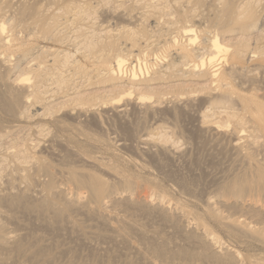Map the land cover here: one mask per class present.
<instances>
[{
	"label": "rangeland",
	"instance_id": "374dc122",
	"mask_svg": "<svg viewBox=\"0 0 264 264\" xmlns=\"http://www.w3.org/2000/svg\"><path fill=\"white\" fill-rule=\"evenodd\" d=\"M115 1L0 0L12 13L32 15L17 26L23 50L5 56L21 67L11 73L0 68V264H203L153 255L140 235L174 251L188 247L189 241L170 222L120 200L128 197L146 199L153 207L161 203L178 217L183 233L207 239L206 229L215 239L209 246L219 255L230 252L239 264H263L264 242L229 224L246 217L264 229L259 219L264 217V194L258 200L259 193L248 189L239 197L224 193L253 173L246 161L264 167V132L257 129L259 115L251 111L255 106L264 111V0L248 7L243 6L248 0H224L233 8L231 18L221 13L219 0H163L171 13L159 18L151 17L153 8L142 0H127L123 6ZM217 18L223 23L214 29ZM232 20L243 30L232 28ZM186 26L201 32L197 45L216 35L245 52L242 74L226 78L229 94L212 90L208 81L186 73L174 59L175 50H187V39L176 34ZM167 28L171 36H179L176 44L164 43L171 37ZM135 38L141 42L133 52L138 56L130 55L118 80L110 79L107 70L117 71L113 56L127 54V42ZM189 59L194 60L191 53ZM218 68L223 75L225 63ZM21 69L31 78L39 70L43 78L32 80L29 104H15L10 112L7 106L14 97L7 90L17 85ZM133 72L137 78L130 81ZM213 124L229 137L217 136ZM229 143L240 145L238 157L225 150ZM36 160L53 167L59 177L54 185L48 186L47 174H37L32 166ZM114 172L126 181L116 180ZM69 173L73 178L62 180ZM87 174L115 190V199L104 200L107 223L142 247L143 256L108 238L110 231L99 217L70 209L71 203L92 201L80 182ZM28 175L35 180L29 186L21 179ZM23 194L31 197L30 210L8 201ZM47 199L69 203V215L80 226L38 213L34 206ZM35 240L52 254L51 263L24 260L12 251L16 243L24 247Z\"/></svg>",
	"mask_w": 264,
	"mask_h": 264
},
{
	"label": "bare ground",
	"instance_id": "6f19581e",
	"mask_svg": "<svg viewBox=\"0 0 264 264\" xmlns=\"http://www.w3.org/2000/svg\"><path fill=\"white\" fill-rule=\"evenodd\" d=\"M126 1L127 0H116L115 2L123 6L126 4ZM139 1L141 2V0ZM142 2H143V5H149L151 9L153 8V10H151V13H150L151 17L154 16L155 18L157 17L159 18L162 15L164 17V15H169V13H171L170 11H168L167 7L164 5L163 0H142ZM219 3L223 7V9L221 10V13H223L224 15L226 14L227 16L231 18L234 13L232 6L229 3H225L224 0H219ZM259 3H261L260 0H248V2L244 4L243 6L244 7L253 6V5L256 6ZM16 12L17 13L15 12L12 13L6 10L5 4L0 2V68L4 69L3 70L4 73L6 71L11 73L12 70L15 71L14 69H18V67H21V66H18L19 64L17 66H14V65L12 66L10 60H6L5 56L8 54L13 55L16 52L23 50L24 41L18 35L19 31H17V26L19 25V23L24 22L27 18L32 17L31 13L26 12V11H21V12L16 11ZM232 22H233L232 28L243 30L242 25L237 24L235 20H232ZM222 23H223L222 19L217 18L212 28L218 29ZM157 25L155 27H157ZM168 31L170 34V30ZM177 31H179V28ZM180 33L182 34L184 38L187 39L188 41L187 46L189 48L186 46L187 50H184V49L175 50L174 59L178 60L179 65H182V67H184V70L186 73L190 74L191 76L200 77L208 81L209 86L210 88H212V90L222 91V92L229 94L230 91H229L228 85L227 83H225L226 78L240 76L242 74V64L244 63L245 58H246L245 52L243 50L232 49L230 46L223 44L218 39V37H216V35L214 36L213 39L207 41L205 45L203 44L197 45L196 42L202 36V34L201 32H198L194 26H186L180 29V32L179 33L177 32L176 34L181 35ZM178 35L171 36L170 34L171 37H168L167 40L164 41V43L165 44H168V43L176 44L177 39L179 37ZM143 42H146V41L143 40ZM125 43L126 42H124V44ZM128 43L129 44L131 43V44L128 45L124 50L121 49L123 50V52L124 51L127 52V54L120 52L116 56H113L114 58L110 57V60L112 58H113L112 60L115 59V64H116L115 67L117 68V71L114 70L113 68L107 70V76L110 79L118 80L119 77H121L123 69L130 61V57H131L130 55L132 56L135 55V53L133 54V52L136 51V47L139 45V43L141 44V42L138 43V40H136V38L135 40L132 39V41L130 42L128 41L127 44ZM87 45H88L87 47H89V44ZM190 53L191 55H193L194 60L189 59ZM135 56L137 57L138 55H135ZM25 57L26 56L24 55L22 59L24 60ZM139 59L140 58H138V61H140ZM34 60L32 59L31 62L35 63L36 60L38 61V58ZM21 61L22 60H20V62ZM31 62L28 64L30 65ZM223 63H225L226 69H225L224 74L222 75L220 72V68H218V65L223 64ZM29 65L27 66V68L30 67ZM37 68L41 70L40 65H38ZM25 70L26 69L19 70L20 75L17 77V80H19V82L14 88H8L7 90L8 94H11L14 97V103L7 106L10 112H14L15 104L18 105L21 103L24 106L25 105L27 106L29 104L31 94H28V92H29V88L33 87L34 82L32 83V80L35 77L36 78L42 77L39 70H35V71L33 70L34 71L33 72L34 76H32L33 78L30 77L31 75L28 76L27 73L24 72ZM147 70H149V68H147ZM131 77L132 79H130V81H135L137 78V74L133 72ZM250 102L254 104L252 101ZM251 111L259 115L256 117V119L255 118L254 119L255 121H258L257 129L260 132H264V111L263 109L260 106L259 107L255 106L251 108ZM214 124H213L214 126L213 131L217 136L222 137V139H226L229 137L228 132H225L217 128L216 125ZM218 145L221 146L220 143H218ZM226 149L231 153H236L237 157L241 154V151H240L241 147L238 143H233V144L229 143V145L225 147V150ZM23 155H26V152H24ZM95 162L96 164L97 162L100 163V160L99 159L93 160V163ZM245 165L253 173H251L249 176H246L245 178L241 180H238V182H235L232 186H230L224 193L225 195H228V197L242 196L246 193L244 192L246 189L259 193V194H256L257 196L260 194L261 195L264 194V167L258 164L247 162V161ZM32 166L36 168L37 174L43 173V174H47L50 177V182L48 186H52L58 181L59 177H57V175L55 174L53 167L47 164L46 162L36 160L32 163ZM34 174L36 177V173ZM113 174L116 180L118 179V181L120 182L126 181V179L123 176L117 174L116 172H114ZM32 176L30 175L24 176L21 179L22 181L26 182L29 186L35 182V180L33 182L34 177ZM69 176L70 177H64V178L61 177V178L62 180L63 179L68 180V178L71 179L73 178V173H69ZM80 182L81 184H83L82 186H84L86 189L90 191V196L92 199L90 203L89 202L71 203V208H70L69 203L68 205L66 203H63L62 205L60 202L56 200L47 199L46 201L41 202L34 206L36 211L42 214L43 216H53L57 220H60V222H68L72 224V226H80V225H79V222L74 221L69 215V208L73 210H77V211H82L91 218L99 217V219L101 220L102 226L104 228H107L110 231V235L108 236V238H110L111 240H116V241L120 240L122 243L126 245L129 244L130 250H132L136 255L140 257L143 256L144 251L142 247H139L133 242H129V238L127 235L121 234L120 231L114 225H109L107 223V219H106L107 215L105 211L103 210V205H104L105 199L111 201L116 198L117 193L115 192V190H113L112 186L105 183L98 176L94 174L85 175L84 180H81ZM28 198L31 199L30 195L23 194L16 198L8 199V201L10 202L12 206L17 205L23 210H30V205L27 202ZM257 198H259V196ZM260 198L258 200H260ZM120 200L123 203H125L127 206L137 211L145 212V215L158 216L159 218H161V221H163V223L170 222L173 228H175L177 232L181 233L184 240L189 241L188 247L181 248L179 250L177 249L174 251L168 248L164 242L162 243L156 242L154 237L148 238V237H145L143 234L140 235V239L144 241V243L146 244V248L150 252H152V254L155 255L156 257L167 258L173 261L176 259L177 260L183 259L184 261L185 260L187 261L196 260V261L203 262V264L205 263L207 264L208 263L209 264L210 263L211 264H239V261L237 260V257L234 255V253L229 252V253H226L225 255H219L211 250L209 245L214 243L215 239L208 237L211 234L206 229L203 231L205 235H207V239L203 238L201 234L198 235L195 232H184L183 233L180 230L178 217L170 216L161 203L153 207L151 203H149L148 200L146 199H134L133 197H128V198L120 199ZM253 204H255V200ZM260 208L264 210V207H260ZM177 210L180 214H183V215L186 214V212L183 210H179V209ZM215 218L217 220H222L218 214L215 215ZM259 219L264 221V217H261ZM259 223H260L259 221L258 222L249 221L248 218L246 217L245 218L239 217L233 220L229 224V226H231L232 228H235L236 230H238L239 233L245 236L247 235L248 237L252 239L264 242V229L259 226ZM196 224H197V229L202 228V224L200 222H197ZM22 246L23 245L16 243L12 247V251L17 256L22 257L24 260L34 261V262L37 260H43V261L51 263L52 258H53L52 254L48 251V249L44 245L41 244V242H39V240L33 241L28 246H24V247ZM23 259L22 261H24Z\"/></svg>",
	"mask_w": 264,
	"mask_h": 264
}]
</instances>
